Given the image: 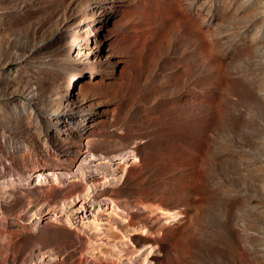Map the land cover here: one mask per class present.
Wrapping results in <instances>:
<instances>
[{
    "label": "rangeland",
    "instance_id": "374dc122",
    "mask_svg": "<svg viewBox=\"0 0 264 264\" xmlns=\"http://www.w3.org/2000/svg\"><path fill=\"white\" fill-rule=\"evenodd\" d=\"M0 264H264V0H0Z\"/></svg>",
    "mask_w": 264,
    "mask_h": 264
}]
</instances>
